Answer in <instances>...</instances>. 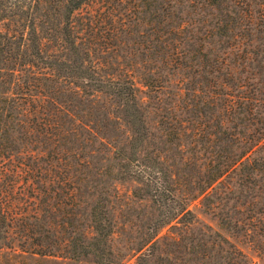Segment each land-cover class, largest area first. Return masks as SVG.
<instances>
[{"label": "rangeland", "instance_id": "obj_1", "mask_svg": "<svg viewBox=\"0 0 264 264\" xmlns=\"http://www.w3.org/2000/svg\"><path fill=\"white\" fill-rule=\"evenodd\" d=\"M47 1L54 8L42 28L53 24L52 35L58 36L64 10L59 0ZM200 2L89 0L72 16L76 50L56 37L47 40L46 48L65 61L52 96L70 110L61 121L75 128L56 146L76 150L82 164L75 168L78 182L44 188L39 171L50 168L45 161L56 163V146L26 121L35 106H24L20 97L21 105L0 128V193L10 196L21 217L2 231L0 264H221L236 249L252 264H264V138L263 147L250 151L256 143L251 137L264 133V18L255 12L247 28V21L230 13L225 20L231 22L221 25L229 28L220 31L213 26L219 13ZM7 27L23 30L18 22L0 23V29ZM174 51L189 56L171 63ZM17 77L7 76V87L18 89ZM110 77L134 80L149 131L144 160L173 176L177 197L192 211L186 217L192 219L166 226L154 244H145L152 221L169 207L155 203L121 166L132 126L119 98L95 90L98 80ZM35 93L38 100L44 97ZM173 118L183 121V129L167 137ZM226 165L230 170L208 183ZM5 168L19 171V177ZM11 179L17 184L9 195ZM73 189L76 195L65 194ZM47 190L57 197L43 212ZM95 208L110 236L97 232ZM41 241L62 252H33Z\"/></svg>", "mask_w": 264, "mask_h": 264}, {"label": "trees", "instance_id": "obj_2", "mask_svg": "<svg viewBox=\"0 0 264 264\" xmlns=\"http://www.w3.org/2000/svg\"><path fill=\"white\" fill-rule=\"evenodd\" d=\"M89 0H59V3L63 7L64 22L63 28H61L60 35H52L55 31L53 24H48L49 30H44L43 18L49 19L50 12L53 10V6L47 0H0V23L2 21L18 22L23 27L20 29H10L7 27L5 30L0 29V128H3L5 124V119L12 117V113L9 112L15 106L21 105L19 103V98L24 99V106L27 104H33L35 108L30 111L31 114L25 115L28 119L27 122H32L39 135L43 138L50 140L55 146L61 139L67 138V133L75 130V128H68L61 121L63 115H71L70 110L58 103L54 94V87H58L61 77L60 71L61 65H64L65 61H61L55 53H51L49 49L46 48L48 42L47 40L60 39L64 45H67L69 49H75L77 47L76 38L74 35L73 25L71 23L72 16L76 11L81 9ZM206 4V8L215 9L221 17L219 22H216L213 26L214 29L227 30L229 28L230 19L225 20V17L230 16L228 14L233 13L238 16L239 19H244L247 21V28L253 25L254 13L260 14L261 18H264V3L259 5L255 3V0H203L200 2ZM230 4V6H229ZM259 8H255L256 6ZM233 7L237 8L239 11L232 10ZM255 9V10H254ZM213 19H218L214 14H211ZM225 26H221L225 22ZM211 27V26H209ZM231 27V26H230ZM232 29V27H231ZM51 33V34H50ZM51 35V39L49 36ZM237 35H234V37ZM180 56L188 57L186 52L174 51L171 57V63L180 59ZM57 58V59H56ZM220 63L219 59L216 60ZM225 64V62H222ZM22 73L27 75L21 79ZM7 76L13 78L18 76L19 81H13L18 89L12 87H7ZM63 77V76H62ZM46 80H50L47 83ZM11 82V81H10ZM165 85H161L164 88ZM95 90L108 95H113L119 98L120 102L124 105L123 113L127 118L128 122L132 126L133 135L130 141L131 145L129 149H124L122 154V168H126L130 176L139 180L145 187H147V194L151 199L159 204L161 207H169V211L164 213L162 216H157L152 221L150 227V235L145 241V244L156 243L159 238L160 232L168 225H172L173 222L188 221L192 218H186L191 215L192 211L189 209L188 204L185 199L179 198L176 195V188H174L173 176H169L159 169L155 165L145 162L144 154L142 153V148L144 142L149 137V131L145 120L144 108L139 103L137 87L135 82L130 77L122 78H101L95 85ZM38 96L41 94L44 97L37 99L32 92ZM215 92V91H213ZM94 94V93H93ZM28 98V99H27ZM55 98V99H54ZM245 100H249L244 98ZM258 100V99H256ZM47 103L51 105L48 106ZM179 109V105H175V108ZM16 108V107H15ZM14 108V109H15ZM13 109V110H14ZM27 110V109H26ZM29 110V109H28ZM33 112V113H32ZM175 124L169 127L166 135H177V131L180 134V130L183 129V121H179L178 118H173ZM90 124H86L85 128L89 129ZM262 137H257L253 135L251 140L256 142L250 151H254L255 146L263 147L261 140L264 138V133ZM2 147V145H0ZM58 155V158L54 161L47 162L49 169H44L45 171H39L40 180L44 183V188L48 183L50 186L58 185L63 189L64 185L68 182L74 184L78 182L77 176L75 175V168L77 165H81L80 156L76 150H69L68 148H55L54 150ZM128 152L131 155H127ZM246 155V154H245ZM244 155V156H245ZM159 159H162L161 155H157ZM10 158V157H9ZM71 159V160H70ZM158 159V160H159ZM247 160L250 163L251 156L247 154ZM230 165H226L221 169H216V171L210 176L208 183L219 180L224 174H226L230 169ZM1 170V169H0ZM5 173L11 172L17 178L19 177V171L15 169H3ZM28 172V171H27ZM25 180V179H24ZM2 183V176L0 175V184ZM17 181L11 179L7 182V193L9 195L14 190ZM26 184H31L30 179H26ZM3 190L5 187H0ZM10 188H12L10 190ZM0 189V190H1ZM48 189V188H47ZM48 196V201L46 202V208H43V212L52 207V202L50 200L56 199L57 191H54V197L49 190L45 191ZM66 195L74 196L76 191L73 189L72 192H66ZM59 204V203H57ZM14 203L10 200L8 194L0 193V237L2 231H8L9 228L15 226L18 220H21L19 213L14 208ZM52 209V208H51ZM36 217L42 219V211L37 212V208L34 209ZM22 216V215H21ZM27 216V215H26ZM93 216L95 221V227L99 234H107L105 232V227L102 220L96 217L93 210ZM24 222V219H22ZM29 226L27 229L32 233L31 228L34 226L33 223L28 222ZM51 230L58 232L56 228L51 227ZM174 239L176 237L172 236ZM56 246L50 245V243H44L41 241L39 244V249L33 251L41 255H55L60 254L62 247H58V251H54L53 248ZM143 247H138L140 252ZM221 264H252L245 254L241 250H233L226 259V263Z\"/></svg>", "mask_w": 264, "mask_h": 264}]
</instances>
